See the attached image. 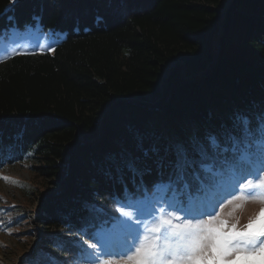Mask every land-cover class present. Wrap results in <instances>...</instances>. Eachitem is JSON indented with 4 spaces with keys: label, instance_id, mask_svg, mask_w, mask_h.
Masks as SVG:
<instances>
[{
    "label": "trees",
    "instance_id": "1",
    "mask_svg": "<svg viewBox=\"0 0 264 264\" xmlns=\"http://www.w3.org/2000/svg\"><path fill=\"white\" fill-rule=\"evenodd\" d=\"M34 26L65 37L0 62V169L62 173L35 213L44 231L29 264L80 262L78 236L93 242L129 198L140 207L176 196L177 207L204 210L228 192L245 151L234 116L253 118L254 141L264 113V0H0V35ZM207 133L219 147L187 176L195 195L168 186L167 166L118 179L138 144L164 156Z\"/></svg>",
    "mask_w": 264,
    "mask_h": 264
},
{
    "label": "snow or ice",
    "instance_id": "2",
    "mask_svg": "<svg viewBox=\"0 0 264 264\" xmlns=\"http://www.w3.org/2000/svg\"><path fill=\"white\" fill-rule=\"evenodd\" d=\"M20 54L26 53L10 46L0 47V62ZM258 118L261 121L256 129L258 138L253 141V118L240 113L234 116V126L242 131L243 137H233V140L237 148L245 145V151L234 161L237 171L229 193L232 199L227 200V204L239 201L233 210L242 208L249 201L261 204L259 212L243 229L238 227V221L222 218L216 212L215 204L211 211L177 207L167 200L164 207L151 211L131 203L122 204V208H134L135 211L122 212L121 217L114 218L119 241L112 244L101 237L90 244L88 264H264V113ZM252 143L257 146L259 168L250 163L253 153L248 149ZM218 147L219 139L214 133H207L203 140L194 136L186 142L177 141L164 156L160 155L157 146L140 143L136 154H129L117 163L116 173L121 182L125 176L135 182L137 176L142 179L152 172V164L158 168L167 166L170 168L168 186L181 187L182 182L187 183L189 195H195L201 189L188 183L187 176L195 172L198 165L205 166L206 160L214 159L211 153ZM216 204L223 207L220 200ZM205 216L207 219L203 218Z\"/></svg>",
    "mask_w": 264,
    "mask_h": 264
},
{
    "label": "rangeland",
    "instance_id": "3",
    "mask_svg": "<svg viewBox=\"0 0 264 264\" xmlns=\"http://www.w3.org/2000/svg\"><path fill=\"white\" fill-rule=\"evenodd\" d=\"M64 37V33L55 34L34 26L23 31L9 30L1 34L0 47L10 46L23 53L42 52L52 48ZM6 59L8 58L4 60ZM61 175L62 173L59 172L56 176V178L58 177L57 179L40 178L32 173L26 163H18L0 169V264L30 263L33 251L38 247L44 231L40 228V224L36 222L35 213L38 211L39 206L43 204L45 196L57 193L61 189L58 180ZM233 184L234 180H231L226 194L219 195L215 200L206 201L204 210L211 211L212 205L215 204L216 212L220 213L222 218H226L230 222L238 221V227L243 229L249 219L259 212L261 204L249 201L242 208L233 210L234 204L240 203L239 201H234L233 205L227 204V200L232 199L229 193L232 191ZM236 194L239 195V188L236 189ZM178 200L180 199L175 196L168 203L176 205ZM217 200L221 201L223 207L220 204H216ZM129 203L136 205L134 200L130 198L127 199L125 204ZM141 206L146 211H151L152 209L164 207L165 204L164 201H161L151 206L140 203ZM116 209V217H121L122 212L135 211L134 208H122L121 205H118ZM229 213H232V215H229ZM203 218L207 219L206 216ZM114 225L115 220L113 219L106 230L95 235L93 242H87L78 236L87 253H84L85 257L80 262L71 260L70 262L72 264H88L91 258L89 256L91 250L88 246L96 243V240L101 237L112 244L117 243L120 234Z\"/></svg>",
    "mask_w": 264,
    "mask_h": 264
}]
</instances>
